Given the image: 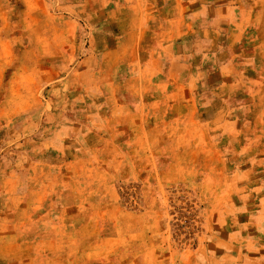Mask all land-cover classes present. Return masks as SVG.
<instances>
[{
  "label": "rangeland",
  "instance_id": "1",
  "mask_svg": "<svg viewBox=\"0 0 264 264\" xmlns=\"http://www.w3.org/2000/svg\"><path fill=\"white\" fill-rule=\"evenodd\" d=\"M0 264H264V0H0Z\"/></svg>",
  "mask_w": 264,
  "mask_h": 264
}]
</instances>
